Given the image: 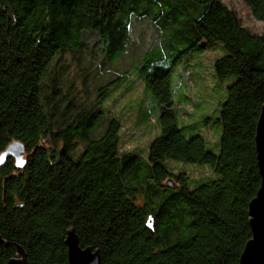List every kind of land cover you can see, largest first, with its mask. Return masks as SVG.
<instances>
[{"label":"trees","instance_id":"1","mask_svg":"<svg viewBox=\"0 0 264 264\" xmlns=\"http://www.w3.org/2000/svg\"><path fill=\"white\" fill-rule=\"evenodd\" d=\"M244 1L261 35L220 0H0V155L13 142L26 155L21 169L0 165V264L17 247L28 264H68L69 231L100 264H238L260 187L254 138L264 106V0ZM134 22L158 34L133 68L152 103L144 117L158 126L145 157L121 150L105 87L87 108L59 91L54 69L62 55L84 54L89 38L114 64ZM217 45L225 101L211 150L180 125L172 74ZM167 162L211 176L191 186Z\"/></svg>","mask_w":264,"mask_h":264},{"label":"rangeland","instance_id":"2","mask_svg":"<svg viewBox=\"0 0 264 264\" xmlns=\"http://www.w3.org/2000/svg\"><path fill=\"white\" fill-rule=\"evenodd\" d=\"M220 1L237 13L243 27L252 34H262L263 25L253 19L244 0ZM130 31L127 55L114 64L109 63L100 55L93 39L89 38V48L84 54L66 53L59 58L54 69H58L56 81L59 84V91L62 94L74 96L79 103H83L87 108L88 105L95 107V103L101 95L99 93L105 87L108 97L104 99L103 107L107 109L108 115L117 118L120 122L121 150L125 153L145 157L150 142L158 134V126L155 115L147 119L144 117L151 111L152 103L145 94L143 85L133 68L135 64H139L143 53L156 40L158 41V34L148 22H134ZM214 50V52L210 51L193 57L187 64L188 66L183 63L172 74L173 101L180 113V125L187 132L200 134L211 150L217 149L218 130H220L219 126H215L213 120L218 117L219 106L225 101L224 86L216 80L213 73V63L223 56V49L217 45ZM125 76L130 77L128 81L122 79ZM51 78L53 79L52 76ZM124 82H126L125 85ZM52 85L49 82L44 83L46 94L51 92ZM184 97H187L188 100ZM80 150L81 148H79V152ZM167 167L173 174L181 172L186 174L191 186H195L211 176L209 170L203 166L167 162ZM18 248L20 247L16 248V257L10 261L21 259Z\"/></svg>","mask_w":264,"mask_h":264},{"label":"water","instance_id":"3","mask_svg":"<svg viewBox=\"0 0 264 264\" xmlns=\"http://www.w3.org/2000/svg\"><path fill=\"white\" fill-rule=\"evenodd\" d=\"M254 141L260 187L248 205L249 227L252 235L238 264H264V106L260 112ZM24 156L23 145L13 142L0 155V165L8 159H13L16 168L21 169L25 165ZM169 184L172 183L169 182ZM1 244L2 239L0 238ZM65 245L68 264H100L98 251L93 252L91 248L82 249L79 247L78 239L73 231L68 232ZM18 253L21 259L9 261L7 264H28L26 255L21 248H18Z\"/></svg>","mask_w":264,"mask_h":264}]
</instances>
